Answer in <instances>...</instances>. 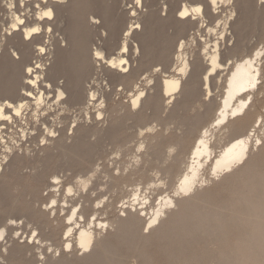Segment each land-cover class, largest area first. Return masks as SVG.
<instances>
[{
    "label": "bare ground",
    "instance_id": "1",
    "mask_svg": "<svg viewBox=\"0 0 264 264\" xmlns=\"http://www.w3.org/2000/svg\"><path fill=\"white\" fill-rule=\"evenodd\" d=\"M157 4L0 0V106L12 116L0 120V264H152V246L175 264H264V0ZM49 8L51 19H37ZM200 21L218 37L190 35ZM98 32L104 45L94 46ZM115 92L128 99L109 109ZM45 105L54 116L8 142L9 123L28 124ZM187 183L191 193L176 195ZM100 184L125 185L121 213Z\"/></svg>",
    "mask_w": 264,
    "mask_h": 264
},
{
    "label": "rangeland",
    "instance_id": "2",
    "mask_svg": "<svg viewBox=\"0 0 264 264\" xmlns=\"http://www.w3.org/2000/svg\"><path fill=\"white\" fill-rule=\"evenodd\" d=\"M164 0H158V4H157V6L156 7H153L154 9H161V7H162V2H163ZM145 8H147V7H144V10H145ZM150 9H152V8H150L149 7V10ZM221 9V8H220ZM219 9V10H220ZM221 11V10H220ZM226 11L227 10H223L222 12H221V18L226 14ZM162 13H163V11H162ZM224 14V15H223ZM219 21V18L214 22V24L215 23H217ZM0 22H1V20H0ZM205 24H206V22H202V21H200L199 22V25L201 26V25H203V29L202 30H199L198 28H195V29H192L191 31H190V35H191V33H193V32H195V33H197V36H198V38L199 39H205V38H207V39H212V40H214V39H216L217 37H218V35L216 34V33H208V29L205 27ZM196 30V31H195ZM202 31V32H201ZM57 34V33H56ZM201 34V35H200ZM214 34V35H213ZM190 35L188 36V40H190ZM100 36H101V34L99 35V32H98V35H95V40H94V43H96L94 46H96V45H98V44H100L101 43V45H104V41L100 38ZM200 36V37H199ZM217 36V37H216ZM252 40V43H254V42H257L258 41V38L257 37H254L253 39H251ZM257 40V41H256ZM103 41V42H102ZM194 46V47H193ZM193 46H192V44H190V43H188V45H187V47H186V49H187V51H190V53H191V51L192 50H198V46H196L195 45V43H193ZM108 47L106 46V49H105V53H108V49H107ZM145 75H143V76H140V79H139V81L141 80V78H143ZM103 77H105V78H108V76L106 75V73L103 71ZM138 81V82H139ZM0 82H1V78H0ZM86 85H90V83L88 82ZM120 87L118 86V89H119ZM118 92H115L112 96H111V99L108 101L109 103H108V108L110 109L111 108V106H113V105H116L119 101H127V99H128V97H127V95H129V92H126V94L125 93H123V94H117ZM116 99V100H115ZM47 107H49V108H47ZM74 108H76V107H73V108H71L69 111H67L66 113H65V116H67V118H66V120L67 121H70V120H72L73 119V117H74V115L76 114V111H75V109ZM45 109V110H44ZM48 109V110H47ZM50 109V110H49ZM262 110H264V107L262 108ZM32 111V112H31ZM30 111V113H29V115H28V117H27V121H28V124L26 123V120H25V118H21V117H18L17 118V121L16 122H14V123H9V128H8V130H10V131H8V142H10V143H13V142H15V140H18V142H20V140H19V136L21 135V133H18V132H20V129H21V126H29V122H30V124H31V126H33L34 124H35V121H36V119H37V117L36 116H38V118H41V119H43V118H45V119H51L54 115V110H53V107H50L49 105H45V107L43 108V109H41L40 111H39V113L37 114V115H35V110L33 109V110H31ZM48 111L50 112V113H48ZM73 111V112H72ZM44 112V113H43ZM57 112H61V110H57ZM40 113H42L41 115H40ZM53 113V114H52ZM108 113L110 114V112L109 111H107V113H106V117L108 116ZM30 114H33L32 116L30 115ZM67 114V115H66ZM71 114V115H70ZM185 115H187V113L185 114ZM69 117V118H68ZM39 123V122H38ZM13 125V126H12ZM12 131V132H11ZM14 131V132H13ZM10 134L12 135V137L13 138H11V137H9L10 136ZM12 140V141H11ZM39 140H41V137L39 138ZM27 145L29 144V143H26ZM30 147H33V144L30 146ZM4 149V146H2V144L0 145V150L2 151ZM114 156V153L113 152H110L108 155H107V157H105L104 159H102V158H98L96 161H95V164H99V163H102V162H104V160L105 161H108L110 158H112ZM154 163H152V164H149L147 167H146V169H147V171H148V173L149 174H154V171H153V169H154ZM30 170V167L29 166H27V165H25L23 168H22V172H28ZM115 172H117V170H115ZM141 180H143V181H146V178H143L142 177V175L139 173V174H135L134 175V181L135 182H139V181H141ZM125 188V185H119V186H117V187H112L111 189H106V186L104 185V184H100V185H98V189L96 190V192L97 191H99L100 189H103V192H104V195H103V197L102 198H104L105 199V201L107 200V198L109 197V200H111V199H114V201H115V205H116V207H117V212H119V209L121 208V206H122V204H123V202H126L127 201V195L123 192V189ZM130 188V187H129ZM43 189L44 188H41L40 189V191L42 190L43 191ZM123 192V193H122ZM43 194H44V196H45V194L47 193V190H45V191H43L42 192ZM95 193V192H94ZM93 195H95V194H93ZM45 201H48V204H51V201L49 200V199H47V200H45ZM44 201V202H45ZM96 201H97V199L96 200H94V202H93V204L95 205L96 204ZM61 203H63V202H61ZM37 205H39V204H37ZM43 208L45 207V203H42V205H41ZM63 213V212H62ZM119 213H121V211L119 212ZM12 215H21V214H16V212H13L12 213ZM25 216H23L22 218H19L18 220H19V222L21 221V220H24V221H27L26 220V218H24ZM26 228L28 229L29 228V226H27L26 225ZM22 231V230H21ZM21 231H19L20 233L19 234H21ZM33 232H31V234H32ZM150 250H151V257H152V264H175V263H173V262H171L168 258H166V256L163 254V252H161L160 251V248L159 247H157V246H152L151 248H150ZM153 250V251H152ZM36 251L39 253V249H36ZM49 252V251H48ZM78 254H79V252H77ZM38 256H40L39 254H38ZM69 256H71V254L69 253ZM167 259L169 260V261H167ZM144 259L143 258H139L138 260H137V264H145L144 263V261H143ZM2 263H6V261H2V260H0ZM36 263V262H35ZM136 264V258H134V257H131V258H129L126 262H123L122 264ZM36 264H40L38 261H37V263Z\"/></svg>",
    "mask_w": 264,
    "mask_h": 264
},
{
    "label": "snow or ice",
    "instance_id": "3",
    "mask_svg": "<svg viewBox=\"0 0 264 264\" xmlns=\"http://www.w3.org/2000/svg\"><path fill=\"white\" fill-rule=\"evenodd\" d=\"M215 2H216V0H212V3H213V4H215ZM135 3H136V5H137L138 7H139V6H142V5H141V0H135ZM9 7H12V5L10 4ZM35 7H36L37 9H39V8H40V4L37 3V4L35 5ZM129 7H131V6H129ZM194 10L197 11V12H201V11H202V7H197V8L194 9ZM53 14H54V13H53V10L49 8V9L43 11L42 15H41V16H38L37 19H39V20H43V19H45V18H47V19H51L52 16H53ZM131 14L134 16L136 13H135V11H132ZM178 14H179V16L182 17V18L185 17V16H188L189 13H188V11H187V7L184 6V7L179 11ZM17 19H18V18H17ZM24 23H25V21H23V20H20V21H19V24H24ZM135 27H136V28H139L140 25H135ZM11 28H12L13 30H17L18 25L14 23V24L11 25ZM50 30H51V29H49V31H50ZM40 31H41V28H39V27H33V28L31 29V32H32V33H38V32H40ZM41 51H43V49H41ZM96 56H97L98 58H101V59L103 58V57H102V53L99 52V51L96 52ZM37 67H39V66L37 65ZM32 71H33L32 68H28V69H27V72L29 73V75H31ZM29 83H33V84H35V81H29ZM48 87H51V85H48ZM253 87H255V84H253ZM27 95H28V96H32V93H31V92H28ZM140 95L143 96L144 93H140ZM63 96H64V93H63V91H61V92L59 93V96H58L57 98L59 99L60 97H63ZM95 98H96V97H93V99H95ZM5 103L7 104V107H8L9 109H12V108H13V105H12L11 103H8L7 101H6ZM133 106H135V104H133ZM20 107L22 108L23 105H20ZM15 114H16V115H19V114H20L19 109L16 110ZM97 118H98V119H99V118H102L101 114L97 113ZM11 119H12V116H11V115H4V109H3L2 106H0V120L11 121ZM49 135H55V132H51V133H49ZM43 142H44V141H41V143H43ZM261 143H262L261 140H259V139L256 140V144H257V145H260ZM142 149H143V145H140V149H138V150H142ZM5 151H9V152H10L11 149H5ZM214 175H215V173H214ZM53 183H59V179H58V178H54V179H53ZM191 191H192V184H191V183H187L185 186H183V187L180 189V191H179L178 193H176V195H181V194L187 195V194L191 193ZM68 192H69V193L72 192L71 187L68 188ZM131 199L135 202V201L137 200V196H136V195H133V196L131 197ZM145 203H147V201H145ZM55 204H56V201H55V200H52V201H51V205H55ZM51 205H46V207H50ZM98 206H99V205H98ZM160 215H161V213H160L159 211H157L156 216H154V217L148 222V225H147V227L145 228V231H148L149 228H151L153 225H155V224L157 223L158 217H159ZM9 223H11V224H15L16 221H15V220H12V221H9ZM21 223H22V221H21ZM100 227H101V228H105V227H107V225H103V224H102V225H100ZM3 231H4V230H3L2 228H0V233H3ZM17 235H19V233H17ZM36 235H37L36 232H33V233H32V236H33V237H35ZM2 238H3V236L0 235V239H2ZM29 242H31V241H29ZM65 247L70 249V248H71V245L68 244V245H66ZM80 247H81V248H84V247H85V245H84L83 242L81 243ZM5 251H6V250H5ZM48 251L51 252L52 249H48ZM56 255H59V252H57ZM41 259H43V257H41Z\"/></svg>",
    "mask_w": 264,
    "mask_h": 264
}]
</instances>
